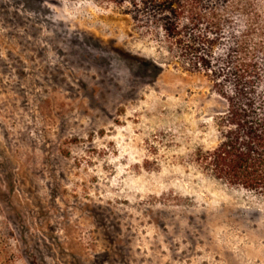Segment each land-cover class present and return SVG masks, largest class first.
<instances>
[{
  "label": "rangeland",
  "instance_id": "374dc122",
  "mask_svg": "<svg viewBox=\"0 0 264 264\" xmlns=\"http://www.w3.org/2000/svg\"><path fill=\"white\" fill-rule=\"evenodd\" d=\"M37 1L0 0L1 264H264V196L194 161L210 80L112 4Z\"/></svg>",
  "mask_w": 264,
  "mask_h": 264
},
{
  "label": "trees",
  "instance_id": "16d2710c",
  "mask_svg": "<svg viewBox=\"0 0 264 264\" xmlns=\"http://www.w3.org/2000/svg\"><path fill=\"white\" fill-rule=\"evenodd\" d=\"M95 1L112 4L138 36L210 80L224 109L214 117L215 145L198 149L194 161L211 178L264 196V0Z\"/></svg>",
  "mask_w": 264,
  "mask_h": 264
}]
</instances>
